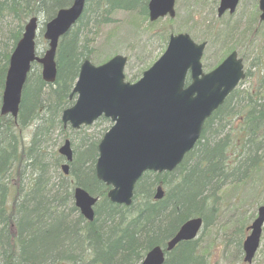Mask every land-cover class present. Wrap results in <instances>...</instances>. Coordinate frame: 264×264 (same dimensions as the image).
Wrapping results in <instances>:
<instances>
[{
	"label": "trees",
	"instance_id": "16d2710c",
	"mask_svg": "<svg viewBox=\"0 0 264 264\" xmlns=\"http://www.w3.org/2000/svg\"><path fill=\"white\" fill-rule=\"evenodd\" d=\"M72 1L0 0V18L16 20L14 28H0V106L9 55L27 21L42 16L45 25ZM148 1L87 0L79 21L59 40L55 83L45 82L33 65L18 118L0 114V264H140L152 247L166 245L188 219L201 217L204 228L214 226L226 187L232 186L235 193L227 201L244 200L245 188L264 180L262 89L233 91L206 120L196 147L174 171L146 172L141 177L130 206L111 202L109 187L96 178L100 140L94 135L80 136L73 143L70 173L64 175L55 127L65 132L62 112L74 103L75 96L69 95L82 61L93 56L88 26L98 13L138 8L147 17ZM163 34L168 41L167 29ZM31 126L30 137H24ZM158 185L165 188L161 200L155 199ZM76 186L98 197L92 221L74 204ZM233 203L236 210L245 202ZM200 249L196 240L181 242L164 264H211ZM239 252L238 246L236 259H241Z\"/></svg>",
	"mask_w": 264,
	"mask_h": 264
},
{
	"label": "water",
	"instance_id": "95a60500",
	"mask_svg": "<svg viewBox=\"0 0 264 264\" xmlns=\"http://www.w3.org/2000/svg\"><path fill=\"white\" fill-rule=\"evenodd\" d=\"M240 0H220L218 15L234 13ZM86 0H73L58 10L45 25L44 38L48 48L37 56L35 38L38 17L26 24L9 60L1 114L17 117L22 89L33 62L42 65V78L54 83L57 75L56 52L59 39L81 17ZM175 0H150L149 18L155 21L166 15L175 16ZM260 19L264 20V0H259ZM206 43H196L188 33L171 35L166 51L136 82L125 81L127 57L115 55L99 66L85 60L73 92L77 99L64 110L62 121L74 129L91 125L98 118H109L113 125L99 144L96 176L111 186L108 198L117 204L130 206L137 181L147 171H173L200 139L203 125L224 103L227 96L245 77L242 59L237 52L229 54L215 69L204 73L201 58ZM190 75L191 83L186 84ZM66 159L62 170L68 175L73 160L71 142L66 139L59 147ZM158 186L155 199L164 197ZM80 213L92 221L98 198L81 186L73 192ZM264 224V205L260 206L252 222L251 233L244 241L245 261L251 262L260 246ZM203 226L201 217L185 221L167 241L165 248L152 247L141 264H164L165 253L179 243L193 240Z\"/></svg>",
	"mask_w": 264,
	"mask_h": 264
},
{
	"label": "rangeland",
	"instance_id": "374dc122",
	"mask_svg": "<svg viewBox=\"0 0 264 264\" xmlns=\"http://www.w3.org/2000/svg\"><path fill=\"white\" fill-rule=\"evenodd\" d=\"M218 5L219 0H176L175 17L171 19L167 15L156 21L142 15L138 8L98 13L88 26L93 47V56L89 60L98 65L117 54L124 55L128 59L124 70L125 79L135 82L166 50L168 41H164L166 34H163V30L167 29L169 36L170 31L173 34L189 33L195 41L207 43L203 56L206 71L213 69L232 50H237L244 57L245 69L250 72L249 79L237 89L250 90L252 93L262 89L264 92V22L259 20L258 0H241L234 14L225 13L221 17L217 13ZM98 15L102 17L94 19ZM36 17L39 18L37 46L43 54L47 49V41L43 37L45 20L42 16ZM94 21L98 22L94 24ZM1 26L2 30L14 28L16 20L4 15L0 18ZM33 65V71L41 73V66L37 63ZM134 76V80H131ZM231 121L234 122V119ZM111 126L109 119H99L79 130L72 129L70 125L65 126L64 133L55 131L59 135L54 141L55 147L58 150L66 139L71 141L73 147V143L79 142L80 136L84 135H94L99 141ZM32 127L25 131L24 137H30ZM249 186L244 190V200L240 198L233 201H227L235 195L231 192L232 186L226 187L224 197L221 196L217 204L219 211L214 226L203 228L195 239L211 264H245L236 259V240L245 239L246 227L256 217L258 207L264 204V180L256 187L255 184L251 188ZM235 201L245 203L234 210ZM251 264H264V227L260 248Z\"/></svg>",
	"mask_w": 264,
	"mask_h": 264
},
{
	"label": "bare ground",
	"instance_id": "6f19581e",
	"mask_svg": "<svg viewBox=\"0 0 264 264\" xmlns=\"http://www.w3.org/2000/svg\"><path fill=\"white\" fill-rule=\"evenodd\" d=\"M64 36V35H63ZM62 36V37H63ZM38 39V38H37ZM61 39V38H60ZM59 39V40H60ZM35 47H36V53H37V44H36V41H35ZM14 50V49H13ZM13 50H12V52H13ZM12 52L10 53V55H9V60H10V56H11V54H12ZM85 60V59H84ZM83 60V61H84ZM55 61H56V68H57V60L55 59ZM90 61V60H89ZM91 62V61H90ZM92 63V62H91ZM93 64V63H92ZM40 65V64H39ZM94 65V64H93ZM99 65H101V64H98V65H95V66H99ZM41 66V73H42V65H40ZM8 69H9V67H8ZM7 72H8V70H7ZM30 73V72H29ZM29 73H28V75H27V78H26V81H27V79H28V76H29ZM7 75V74H6ZM56 78H57V75H56ZM6 79L7 78H5V82H6ZM43 79V78H42ZM44 80V79H43ZM26 81H25V83H26ZM56 81V80H55ZM46 82V81H45ZM55 83V82H54ZM54 83H50V84H54ZM191 83V79H186V84H185V86H188L189 84ZM24 86H25V84H24ZM24 86H23V88H24ZM4 88H5V86H4ZM3 92H4V90H3ZM22 93H23V89H22ZM2 96H3V94H2ZM72 94L71 95H69V98L71 99L72 98ZM76 99H77V97H75V99H74V103H75V101H76ZM21 100H22V97H21ZM2 105V104H1ZM21 105V104H20ZM223 105V104H222ZM222 105H220L216 110H218ZM215 110V111H216ZM19 111H20V106H19ZM19 111H18V115H19ZM214 111V112H215ZM213 112V113H214ZM212 113V114H213ZM0 114H1V106H0ZM2 115V114H1ZM18 115H17V117L16 118H14L11 114H6V115H3V116H11L12 118H14V119H17L18 118ZM62 126H63V128L65 129V125H64V123L62 122ZM61 126V127H62ZM56 130H60V126L59 125H57V127H55V131ZM73 154H74V152H73ZM98 157L99 156H97V159H98ZM71 164V163H70ZM70 169H71V167L69 168V172H68V175H69V173H70ZM163 173V172H162ZM96 178L98 179V177L96 176ZM141 179V178H140ZM140 179L137 181V183L140 181ZM98 181H100L101 183H103L104 185H105V183L103 182V181H101L100 179H98ZM137 183L135 184V187H134V195H135V189H136V185H137ZM118 205H120V204H118ZM94 207H95V205H94ZM94 213H95V211H94Z\"/></svg>",
	"mask_w": 264,
	"mask_h": 264
},
{
	"label": "flooded vegetation",
	"instance_id": "af4514ba",
	"mask_svg": "<svg viewBox=\"0 0 264 264\" xmlns=\"http://www.w3.org/2000/svg\"><path fill=\"white\" fill-rule=\"evenodd\" d=\"M250 225V224H249ZM249 225L246 227V233L248 234L249 233ZM247 236V235H246ZM245 236V237H246ZM239 246L240 248V252H239V255L241 256V261H243V257H244V248H243V243L242 244H237V247Z\"/></svg>",
	"mask_w": 264,
	"mask_h": 264
}]
</instances>
